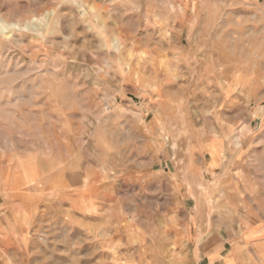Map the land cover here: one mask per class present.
Returning a JSON list of instances; mask_svg holds the SVG:
<instances>
[{
  "label": "rangeland",
  "instance_id": "374dc122",
  "mask_svg": "<svg viewBox=\"0 0 264 264\" xmlns=\"http://www.w3.org/2000/svg\"><path fill=\"white\" fill-rule=\"evenodd\" d=\"M0 195V264H264V0H0Z\"/></svg>",
  "mask_w": 264,
  "mask_h": 264
},
{
  "label": "crops",
  "instance_id": "0c3cea01",
  "mask_svg": "<svg viewBox=\"0 0 264 264\" xmlns=\"http://www.w3.org/2000/svg\"><path fill=\"white\" fill-rule=\"evenodd\" d=\"M0 198H1V195H0ZM12 207V208H11ZM16 209H18V207H16L15 206V204L13 203L12 205H6L5 206V204L4 203H0V211H4L5 213H7V212H9V211H14V210H16ZM260 209V211H264V208H259ZM17 216V215H16ZM19 216V215H18ZM0 217H2L3 219H6V217H8L9 218V216L7 215V214H3V213H1L0 214ZM1 219V218H0ZM264 220V219H263ZM264 222V221H263ZM262 225H263V223H262ZM264 226V225H263ZM259 240V239H258ZM248 242H252V241H248Z\"/></svg>",
  "mask_w": 264,
  "mask_h": 264
}]
</instances>
